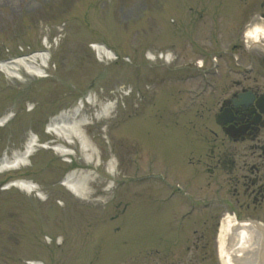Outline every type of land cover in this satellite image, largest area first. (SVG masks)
<instances>
[{
  "label": "rangeland",
  "instance_id": "1",
  "mask_svg": "<svg viewBox=\"0 0 264 264\" xmlns=\"http://www.w3.org/2000/svg\"><path fill=\"white\" fill-rule=\"evenodd\" d=\"M208 3L0 0V60L43 50L46 54L44 76L21 70L22 78H10L0 72V118L12 114L0 127V158L21 150L31 135L39 144L64 143L65 136L47 132L58 114L69 115L80 108L78 119L83 122L79 137L66 139L70 158L50 147H37L26 166L0 172V264H26L27 260L44 264H168L157 261L163 252L165 260L181 255L174 264L189 263L192 253H178L180 242L168 244V232L165 234L170 229L171 241L180 236L177 232L185 233V224L171 223V228H164L165 224L157 221L159 213L151 209L175 206V217L194 210L197 222L192 225L197 229L206 221L195 201L210 199L212 192H202L197 174L191 173L197 166L186 164L183 152L190 140L198 139L195 129L182 125L191 116L195 118L196 107L188 108L191 95L185 88L196 83L181 88L182 83L168 85L162 76L166 69L171 70L168 67L207 59V53L221 50L237 37L232 34L235 20L230 23L221 15L220 32L215 36L218 47L212 49ZM233 3L246 9L253 1ZM240 42L244 46L245 42ZM102 43L115 58L97 54L93 46ZM249 49L254 55L260 52L258 47ZM166 50L173 53L170 64L146 57L148 51ZM248 54L245 50V57ZM39 63L42 65V60ZM110 102L111 111H101V105ZM185 112L188 116L179 118ZM82 143L93 147L98 165L86 162ZM110 157L118 164L112 172L107 164ZM73 170L89 175L84 182L89 191L85 199L75 198L60 184ZM14 178L36 183L44 199L15 187L5 189ZM179 184L191 198L180 194ZM151 250L160 253L148 255Z\"/></svg>",
  "mask_w": 264,
  "mask_h": 264
},
{
  "label": "flooded vegetation",
  "instance_id": "2",
  "mask_svg": "<svg viewBox=\"0 0 264 264\" xmlns=\"http://www.w3.org/2000/svg\"><path fill=\"white\" fill-rule=\"evenodd\" d=\"M217 5L220 8L224 6L222 2H218ZM227 6L228 4L225 8ZM220 13L221 11L215 9L211 12L216 30V20L220 18L218 15ZM225 14L223 13L224 19L229 18L230 23L231 19L235 20L232 29L235 32L232 31V34L240 36L246 24L264 16V3L258 10L237 8L236 11H231L226 8ZM240 40L233 42L229 47L230 52L242 48ZM250 56L255 69L246 77L231 72H228L229 75L219 74L212 77L211 83L216 85L217 94L222 92V95L219 93L214 100L210 99L211 115L208 128L214 137L206 144L209 147L208 154L197 157L196 160L191 159L189 163L196 165L203 174H207L209 188L218 189V192L224 195L225 209L234 211L239 219L250 220L257 228L262 229L264 227V55L250 53ZM234 65L239 64L234 63ZM215 77L219 80L223 78L224 82L220 83ZM222 111H226V114L220 116ZM208 112H210L209 108ZM228 128L237 136L228 134L226 130ZM210 214L207 222L210 225L208 230L211 240H204L205 236L201 233L196 238L195 249L201 264H220L216 259L212 242L221 211L211 209ZM261 221L263 223H260Z\"/></svg>",
  "mask_w": 264,
  "mask_h": 264
},
{
  "label": "bare ground",
  "instance_id": "3",
  "mask_svg": "<svg viewBox=\"0 0 264 264\" xmlns=\"http://www.w3.org/2000/svg\"><path fill=\"white\" fill-rule=\"evenodd\" d=\"M245 37L247 42L255 43L259 40H264V21L255 22L252 26L247 28L245 31ZM48 47V46H47ZM98 52H102L104 55H110L103 46L95 45ZM46 54L44 52H35L27 56L15 57L9 61L0 62V72L4 73L10 78H22L21 70L26 71V73L36 76H44L42 74V69L44 66V60ZM152 59V57H150ZM168 58V55H167ZM42 60V65L39 63ZM112 102L105 103L101 106V111L110 112L112 108ZM80 108L74 110V113L69 114L68 118L66 116L60 115L54 118L48 125L50 132H56L61 136L66 138H78V129L82 126V120H79V110ZM10 115H5L0 119V125H2L5 120L9 118ZM81 137V136H80ZM69 142V141H68ZM38 142L36 138L29 136L24 142L21 150L13 152L11 156L4 154L0 159V171L16 170L28 164L29 157L36 151ZM42 147L47 148L45 145ZM55 153L63 156L69 157L72 153L71 149L62 144H54L51 147ZM82 151L87 155L86 162L98 165V159H95L93 154V147L86 143L81 144ZM114 157H110L108 161V167L112 172L116 167ZM83 170L71 171L63 179L61 184H63L68 191H70L73 196L77 199H85L89 196V191L87 187L84 186L85 179L89 177L87 174L84 176ZM13 183L7 184L5 189L11 187H16L26 193L34 192L38 197L44 199V196L40 192V188L32 181L26 179H14L11 180ZM254 224H245L243 222H235L233 217L226 215L220 223L217 242L219 256L222 264H264V257L261 251L262 242V232L261 230L254 228ZM32 264H43L41 261L36 260Z\"/></svg>",
  "mask_w": 264,
  "mask_h": 264
}]
</instances>
